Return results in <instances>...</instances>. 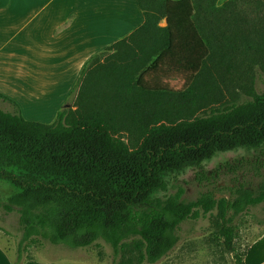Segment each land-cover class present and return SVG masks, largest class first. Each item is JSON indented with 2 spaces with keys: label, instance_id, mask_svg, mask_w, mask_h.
I'll return each mask as SVG.
<instances>
[{
  "label": "trees",
  "instance_id": "trees-1",
  "mask_svg": "<svg viewBox=\"0 0 264 264\" xmlns=\"http://www.w3.org/2000/svg\"><path fill=\"white\" fill-rule=\"evenodd\" d=\"M136 3L143 23L84 63L73 108L51 123L0 109V181L12 187L0 208L18 214L14 264L45 242L99 241L113 264H153L177 245L181 223L213 211L234 252L236 219L264 203V181L189 201L173 184L190 170L205 177L220 153L254 151L264 161V89L255 81L264 72V0ZM169 73L183 87L165 85ZM258 246L236 264H261Z\"/></svg>",
  "mask_w": 264,
  "mask_h": 264
},
{
  "label": "rangeland",
  "instance_id": "rangeland-1",
  "mask_svg": "<svg viewBox=\"0 0 264 264\" xmlns=\"http://www.w3.org/2000/svg\"><path fill=\"white\" fill-rule=\"evenodd\" d=\"M68 26H61V36H65L67 41L74 37L72 30L63 31ZM8 27L5 23H0V68L22 64L26 66L28 74L25 78L15 79L8 78L7 75L10 74L0 70V93L17 104L15 107L9 101L0 100V109L10 113L16 111L29 121L51 123L58 110L73 108L75 96L72 95V90L82 66L93 55L103 53L106 47L101 42H98L100 45L93 42L91 45L77 46L74 55L65 54L69 63L55 66L59 67V72L42 74L34 59L36 41L27 42L28 46L24 48L25 41L20 36L14 38ZM81 60L84 61L79 65ZM255 81L257 89L263 90L264 72L259 70ZM162 82L170 88L179 89L184 85V77L169 73L162 77ZM233 91V88L228 91L223 89V99H227ZM257 157L258 153L242 149L220 153L206 162L205 177H198L195 171L190 170L173 183L174 187H183V199L186 201L194 200L206 191L220 198L227 196L228 188L231 187L244 185L256 188L264 181V161ZM174 191L175 188L169 189V192ZM11 192L12 187L0 181L1 199L5 200ZM213 213L212 216L201 215L198 219L181 223L177 245L153 264H236V254L244 260L251 247L264 234V203L252 207L236 219L238 235L234 240V252L225 249L223 238L218 236L215 226L216 211ZM19 237L18 214L15 210L7 213L0 208V241L5 245L6 249L2 248L5 255L12 259L13 256L16 258L15 249ZM22 263L113 264L112 249L102 241L97 246L77 249L45 242L41 246L31 247Z\"/></svg>",
  "mask_w": 264,
  "mask_h": 264
},
{
  "label": "crops",
  "instance_id": "crops-1",
  "mask_svg": "<svg viewBox=\"0 0 264 264\" xmlns=\"http://www.w3.org/2000/svg\"><path fill=\"white\" fill-rule=\"evenodd\" d=\"M225 1L217 0V4ZM0 18V23L9 26L8 30L13 32L14 38L20 36L25 41L24 48H27V42L36 41L34 59L42 74L59 72V67L55 66L69 63L67 55H74L77 46L93 42L100 45L98 42H101L107 48L143 23L136 0H0ZM165 24V20L160 22V26ZM64 25H69L63 29L64 32L68 29L74 34L69 41L61 36V26ZM61 69L60 66V72ZM0 70L9 73L8 78L22 79L28 74L22 64L9 68L2 66ZM0 243V264H14L15 257L12 259L5 255V245ZM258 243L259 254L264 256V234Z\"/></svg>",
  "mask_w": 264,
  "mask_h": 264
}]
</instances>
